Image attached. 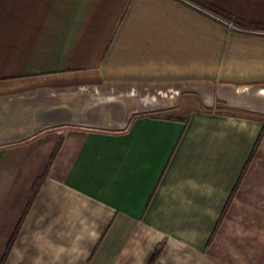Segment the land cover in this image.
Here are the masks:
<instances>
[{
	"label": "crops",
	"instance_id": "0c3cea01",
	"mask_svg": "<svg viewBox=\"0 0 264 264\" xmlns=\"http://www.w3.org/2000/svg\"><path fill=\"white\" fill-rule=\"evenodd\" d=\"M258 27L264 0H0V264H264Z\"/></svg>",
	"mask_w": 264,
	"mask_h": 264
},
{
	"label": "rangeland",
	"instance_id": "374dc122",
	"mask_svg": "<svg viewBox=\"0 0 264 264\" xmlns=\"http://www.w3.org/2000/svg\"><path fill=\"white\" fill-rule=\"evenodd\" d=\"M228 23H230V22H228ZM211 89H212L211 87H206V90H208V91H211ZM242 93L243 94H242L241 99L243 101L245 99V101L248 102V104H250L249 102H251V105H253L252 109H255L256 110L258 107L259 108H264V94H262V91L261 90H258V89H247V90L242 91ZM263 93H264V91H263ZM237 101L238 102H241L238 99H237ZM224 110L230 111L232 113H238V112H241V111L244 112L243 110H241L239 108L228 107V106H225L224 107Z\"/></svg>",
	"mask_w": 264,
	"mask_h": 264
},
{
	"label": "trees",
	"instance_id": "16d2710c",
	"mask_svg": "<svg viewBox=\"0 0 264 264\" xmlns=\"http://www.w3.org/2000/svg\"><path fill=\"white\" fill-rule=\"evenodd\" d=\"M200 4L202 5V7H204L208 11L212 12L214 16L220 17L221 19L225 20L226 22L228 21V22L232 23L233 25L234 24H240L243 27L249 26V25H246L244 22L233 18L231 15H229V14L223 12V11L218 10V9L214 8L213 6L207 4V3H200ZM258 28L260 30H264V27H258ZM263 134H264V132L261 134L258 143L261 141V139L263 137Z\"/></svg>",
	"mask_w": 264,
	"mask_h": 264
},
{
	"label": "built area",
	"instance_id": "2783aa9c",
	"mask_svg": "<svg viewBox=\"0 0 264 264\" xmlns=\"http://www.w3.org/2000/svg\"><path fill=\"white\" fill-rule=\"evenodd\" d=\"M225 24H227L231 29H236L232 23H228L223 21Z\"/></svg>",
	"mask_w": 264,
	"mask_h": 264
}]
</instances>
